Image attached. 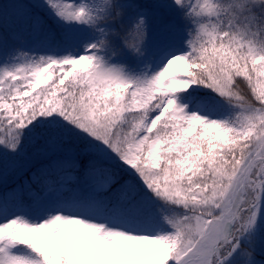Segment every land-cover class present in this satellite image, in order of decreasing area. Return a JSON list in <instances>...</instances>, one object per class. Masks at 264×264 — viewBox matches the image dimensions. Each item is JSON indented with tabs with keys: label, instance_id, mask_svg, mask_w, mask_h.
I'll list each match as a JSON object with an SVG mask.
<instances>
[{
	"label": "snow or ice",
	"instance_id": "6c2138e0",
	"mask_svg": "<svg viewBox=\"0 0 264 264\" xmlns=\"http://www.w3.org/2000/svg\"><path fill=\"white\" fill-rule=\"evenodd\" d=\"M0 185V264H264V0H2Z\"/></svg>",
	"mask_w": 264,
	"mask_h": 264
},
{
	"label": "rangeland",
	"instance_id": "374dc122",
	"mask_svg": "<svg viewBox=\"0 0 264 264\" xmlns=\"http://www.w3.org/2000/svg\"><path fill=\"white\" fill-rule=\"evenodd\" d=\"M0 2H2V0H0ZM9 2H11V0H9ZM30 153H31V150H29V154ZM14 176H16V175H14ZM14 176L11 173L9 174V176H8V183L19 182L20 180L25 179V177H14Z\"/></svg>",
	"mask_w": 264,
	"mask_h": 264
},
{
	"label": "trees",
	"instance_id": "16d2710c",
	"mask_svg": "<svg viewBox=\"0 0 264 264\" xmlns=\"http://www.w3.org/2000/svg\"><path fill=\"white\" fill-rule=\"evenodd\" d=\"M197 95H201L202 93H196ZM30 175V174H29ZM13 176H14V174H13ZM14 177H17V176H14ZM25 178H27V177H25ZM14 181V180H13ZM20 181H22V180H20ZM16 184H17V182H12V183H8V187L9 188H13V187H15L16 186ZM3 190V186L2 185H0V191H2Z\"/></svg>",
	"mask_w": 264,
	"mask_h": 264
}]
</instances>
